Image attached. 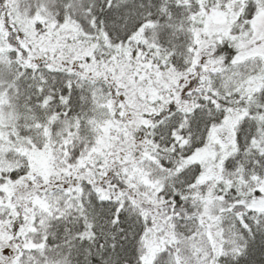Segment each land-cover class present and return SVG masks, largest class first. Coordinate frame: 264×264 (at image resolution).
Masks as SVG:
<instances>
[{"label":"snow or ice","instance_id":"obj_1","mask_svg":"<svg viewBox=\"0 0 264 264\" xmlns=\"http://www.w3.org/2000/svg\"><path fill=\"white\" fill-rule=\"evenodd\" d=\"M0 264H264V0H0Z\"/></svg>","mask_w":264,"mask_h":264}]
</instances>
